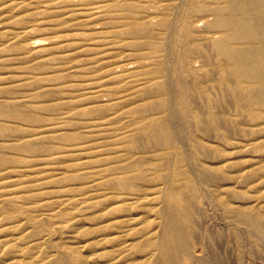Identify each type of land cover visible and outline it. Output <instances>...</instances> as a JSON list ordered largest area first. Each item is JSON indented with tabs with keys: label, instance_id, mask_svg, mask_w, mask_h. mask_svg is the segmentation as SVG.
Segmentation results:
<instances>
[{
	"label": "rangeland",
	"instance_id": "374dc122",
	"mask_svg": "<svg viewBox=\"0 0 264 264\" xmlns=\"http://www.w3.org/2000/svg\"><path fill=\"white\" fill-rule=\"evenodd\" d=\"M222 4L0 0V105L21 115L0 116V264H161L170 189L191 199L180 264H264V109L222 79Z\"/></svg>",
	"mask_w": 264,
	"mask_h": 264
},
{
	"label": "bare ground",
	"instance_id": "6f19581e",
	"mask_svg": "<svg viewBox=\"0 0 264 264\" xmlns=\"http://www.w3.org/2000/svg\"><path fill=\"white\" fill-rule=\"evenodd\" d=\"M220 1L223 4L217 9L218 15L214 21V26L222 28L224 30V32H223V36L220 39H218L212 43L213 44L212 46H213V49L219 55L221 61H223L225 63V68L223 70L224 72L222 75V79L224 81L226 80V78L228 77V76L226 77L227 73L228 74L231 73V75H233L235 77V79H236V80L234 79L235 83L228 84L229 91L231 92L230 95H233L235 97V100L241 109H244L247 111V110H249V107H250V117L254 120L255 119L257 120L259 117L262 116L261 110L264 109V0H220ZM197 7L199 9L206 8V6L204 4L197 5ZM134 31H135V28H134ZM204 45H207V44H204ZM206 48H207V46H206ZM186 50L188 52L189 48H187ZM213 58H214V56H213ZM211 60H213V59H211ZM191 80L189 79L188 81L191 82ZM246 84H247V86H244ZM216 86L218 87L217 83H216ZM224 89H225V87H224ZM212 93L215 94L214 92H212ZM230 97H232V96H230ZM234 97L232 99H234ZM226 98H228V97H226ZM222 100L223 99L221 98V102H222ZM227 100L228 99H226V101ZM230 104L232 105V104H234V102H232ZM234 105H236V104H234ZM198 106H200V105H198ZM254 110H257V111H254ZM200 111H202V110L200 109ZM204 114L206 115V112ZM205 115H204V117H205ZM0 116L11 117V118H12V116H16L18 118L21 117L18 110L14 109V108L9 109L8 107H4L1 105H0ZM209 118H210L209 123L213 127H215L217 130H219L220 126H221L220 124H222L219 121L220 116H218L217 114H213V115H210ZM203 121H204V119H203ZM206 121L208 122L207 119H206ZM222 127H224V126H222ZM225 128H226V126H225ZM152 131L154 134H158L161 136L164 144H168V145L171 144L172 139H171L170 131H169V128H168L165 121H163V120L155 121L153 123ZM6 133H4V134H6ZM144 137L146 138V136H144ZM163 143H162V145H163ZM21 145L23 146V144H21ZM140 145H143V142ZM136 146H138V145H136ZM165 146H167V145H164V147ZM196 147L199 148V146H196ZM29 149H30V147H29ZM33 149L35 150L36 148L33 147ZM203 171H205V170H203ZM203 174H206V173L203 172ZM129 179H130V177H127L126 179H124L122 181V183L126 184L127 180L129 181ZM191 183H192V181H189L188 186L192 189ZM191 189H189V190H191ZM190 201H191V199L189 198V195L186 196V193L185 194L182 192L178 193L176 190L174 191V189H170V190H168V192H166V210L164 211L165 223L163 225L164 231L162 232L163 235H161L162 236L161 240L157 244V246L159 247V250L161 252V255H162L161 264H178L179 260L183 259L180 257L179 251H180L182 246H187L185 244L187 242V239H189V238H187V233L183 229V222H190L191 221L192 211L188 207V205L190 206ZM195 201H192V202H195ZM197 201H198V198H197ZM197 207H198V205H197ZM194 208H195V205H194ZM194 210L196 211V208ZM162 218H164V217H162ZM250 219H252V218H250ZM246 220H247V222H250V221H248L249 219H246ZM251 222L253 223V219ZM251 222H250V226H251ZM192 223H194V222H192ZM192 223H191V225H192ZM187 225H189V224H187ZM252 226H254V225H252ZM256 227H259V223L256 224ZM187 229H189V228H187ZM255 232H256V230H255ZM254 234H256V233H254ZM258 235L259 234H257L256 236H258ZM261 240H262V237H261ZM261 245H262V243H261Z\"/></svg>",
	"mask_w": 264,
	"mask_h": 264
}]
</instances>
